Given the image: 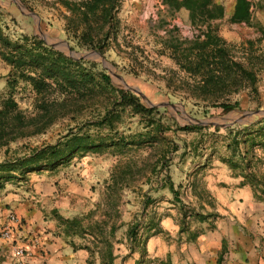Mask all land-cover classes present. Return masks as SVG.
<instances>
[{
  "label": "trees",
  "instance_id": "trees-1",
  "mask_svg": "<svg viewBox=\"0 0 264 264\" xmlns=\"http://www.w3.org/2000/svg\"><path fill=\"white\" fill-rule=\"evenodd\" d=\"M21 2L27 5L26 0ZM58 2L69 12L64 14V30L67 39L72 42L71 48L95 49L103 53L114 36L119 0ZM161 3L174 13L186 12L188 24L205 27L192 39H175V43L168 44L171 58L186 74V80L180 85L186 92L184 98L194 100V106H198L191 111L192 116L206 117L211 114V109H220L221 113H227L240 108L237 98L239 90L244 87L256 90L257 78L253 69L246 65H251L250 60L245 64L230 56L225 40L212 24L227 13L222 0H161ZM250 8V0H235L228 20L233 23L251 24ZM2 20L0 11V58L10 66L7 75L9 92L0 102V147H5L7 154L10 143L20 138L42 133L61 119L68 118L70 123L67 131L54 142L32 147L28 145L27 150L20 153L17 151L10 158L4 157L0 161V187L11 179L25 180L31 172L55 170L76 155L81 157L87 152L104 150H112L110 153L116 155L114 149L119 151L127 144L139 147L144 143L161 140L164 146L151 165V172L155 174L156 181L153 182L147 177L145 182L154 185L161 182L167 185L176 197L178 190L174 189L168 173L173 155L181 150L179 161L182 163L188 154L191 159L204 155L200 152L202 146L199 140L187 143L182 139L178 142L166 137L165 132L172 130L175 134L178 131L200 133L212 127L216 132L222 128L225 130L224 146L229 154L219 157L220 160L231 168L240 170L245 181L260 186V192L264 195V177L258 176L252 169H256L258 163L264 165V157L256 153L257 150L264 152V117L250 123H234L227 127L195 123L180 125L176 121L164 126L157 107L146 106L131 91L114 86L105 69L95 61L72 59L46 45L33 34L20 33L17 37H11ZM262 37L264 38V32ZM260 57L264 60V49ZM21 84L22 87H28L31 93L34 110L29 114L19 109L13 97L14 87H21ZM167 85L170 87L172 80H168ZM85 105L90 109L83 115ZM125 113L136 117L137 123L144 126V131L137 133L134 136L136 139L132 137L129 142V139L118 133L122 124L121 117ZM130 171L129 163L125 169L114 173L112 171L107 186L121 190L124 184L126 185V173ZM163 172L164 179L157 178ZM190 185L194 186L195 182L192 181ZM180 210L183 216L182 227L186 225L187 216L198 219L215 216L214 213L205 215L195 212L185 208L184 204H181ZM106 213L111 217L108 211L104 214ZM91 215L92 213L87 214V217ZM57 219L65 227V233H96L99 237L97 242L109 250L106 264L111 263V244L105 240V234L109 232L113 235L117 230L119 224L115 219L110 224L106 219L88 223H84L85 219L82 217L63 218L57 215ZM141 227L138 216L128 226L127 236L131 250L134 245H143L142 243L140 246L137 240ZM194 236V233H190L189 237ZM87 248L90 249L89 246Z\"/></svg>",
  "mask_w": 264,
  "mask_h": 264
},
{
  "label": "rangeland",
  "instance_id": "rangeland-1",
  "mask_svg": "<svg viewBox=\"0 0 264 264\" xmlns=\"http://www.w3.org/2000/svg\"><path fill=\"white\" fill-rule=\"evenodd\" d=\"M234 1L222 0L227 13L225 17L213 21L212 24L216 26L218 34L225 40L230 56L234 60L245 64L250 60L251 65H246L255 72L256 90L253 91L247 87L239 90L237 98L240 108L238 109L227 113H221L220 109H211L210 115L198 118H194L191 114V111L198 106H194V100L189 101L184 98L186 92L180 86L181 82L186 80V74L169 54L168 44L170 42L175 43V39H192L205 28L188 24L186 12L174 13L168 10L160 0H119L116 11L117 23L113 29L114 36L110 39L108 47L101 53L95 49L71 48L72 42L67 39L64 30V14H69V12L58 0H26L27 5H24L21 0H0V11L3 15L2 21L7 27L6 31L11 37H17L20 33L33 34L46 45L52 46L72 59L83 58L95 61L105 69L114 86L131 91L146 106L157 107L164 126L171 125L172 121L183 125L194 122V119H211L221 127H227L234 123L253 122L260 118L253 112L264 111V60L260 59V54L264 49V38L262 37L264 0H251L253 6L251 24L233 23L228 20ZM249 42L253 43L249 44ZM86 54L89 55L82 57ZM9 69L10 66L0 58V102L9 92L7 87ZM168 80H172L170 87L167 85ZM13 97L19 109L24 113L29 114L34 110L28 87H22V84L21 87L16 85ZM86 105L83 115L87 114L90 109ZM69 123L68 118L61 119L42 133L20 138L10 143L7 154H5L6 148L0 147V161L4 157H12L17 151L20 153L27 150L28 145L32 147L54 142L67 131ZM121 123L118 133L129 139L128 142L137 133L144 131V126L137 123V118L127 113L121 117ZM224 133L223 128L216 132L212 127L200 133L178 131L175 134L172 130L165 132L166 137L178 142L182 139L187 143L199 140L202 146L200 152L204 155L191 162L188 154L183 163L179 161L181 150L173 155L168 173L176 186L179 181H183L185 175L187 176L183 181L185 185L188 183L190 185V182L194 181L199 184V187L203 186V174L201 176L194 174L196 168L202 166H196L194 163L202 161L201 157H210L208 163H212L221 156H227L229 152L224 146ZM163 146L164 143L158 140L150 144H141L139 147L135 144H127L119 150L120 152L114 149L116 155L110 153L112 150L85 154L90 158L96 157L101 169L109 170V175L112 171L114 173L125 169L126 164L129 163L131 171L126 173L124 182L128 186L139 189L145 187L147 177H150L153 182L156 181L155 174L151 172V165L154 164ZM256 153L264 157V152L261 150H257ZM78 158L76 155L67 163L60 165L56 171H63L67 168L70 170L72 167L80 170L83 167L78 163ZM203 166L207 168L210 165L204 164ZM252 169L260 176L264 165L258 163L256 169ZM164 175L165 172L157 178L163 180ZM24 181L21 178H15L4 182L3 187H0V195L7 189L12 190L19 186H22L21 189L24 188ZM106 182L105 178H101V182L96 184L99 186V196L95 214L100 215L108 211L117 221L128 197L123 190L110 189ZM100 203L105 205L101 206Z\"/></svg>",
  "mask_w": 264,
  "mask_h": 264
},
{
  "label": "crops",
  "instance_id": "crops-1",
  "mask_svg": "<svg viewBox=\"0 0 264 264\" xmlns=\"http://www.w3.org/2000/svg\"><path fill=\"white\" fill-rule=\"evenodd\" d=\"M250 9L252 14V2ZM209 158L201 157L202 161L194 163L202 166L193 169L195 175L203 174V186L185 185V175L178 186L173 182L178 190L176 197L161 182L155 185L145 182V187L139 189L122 187L128 200L116 222L119 227L113 235L105 234V240L111 244L110 264H264V195L260 186L245 181L240 170L231 169L220 158L208 163ZM78 161L83 167L80 170L72 167L31 172L24 188L2 192L0 264L108 262L109 250L97 242L96 233H65V227L57 219L59 215L82 217L84 223L99 219H106L109 224L114 221L105 212L95 214L99 196L96 184L101 178L106 179V184L110 182L109 170L101 169L96 157L83 155ZM204 164L210 166L205 168ZM262 172L264 177V169ZM181 204L215 216L203 219L187 216L182 227ZM137 216L142 224L137 240L143 245H134L131 250L127 229ZM5 230L10 233L8 237L3 236ZM190 233L195 236L190 238Z\"/></svg>",
  "mask_w": 264,
  "mask_h": 264
},
{
  "label": "water",
  "instance_id": "water-1",
  "mask_svg": "<svg viewBox=\"0 0 264 264\" xmlns=\"http://www.w3.org/2000/svg\"><path fill=\"white\" fill-rule=\"evenodd\" d=\"M89 54H86L82 57H87ZM253 114H258L260 117H264V111L258 110L254 111ZM194 122L200 125H210V124H217V122L211 119H194ZM193 123V122H191Z\"/></svg>",
  "mask_w": 264,
  "mask_h": 264
},
{
  "label": "built area",
  "instance_id": "built-area-1",
  "mask_svg": "<svg viewBox=\"0 0 264 264\" xmlns=\"http://www.w3.org/2000/svg\"><path fill=\"white\" fill-rule=\"evenodd\" d=\"M9 234H10V233H9L8 230L3 231V236H4V237H8ZM19 252H21V251L19 250Z\"/></svg>",
  "mask_w": 264,
  "mask_h": 264
}]
</instances>
